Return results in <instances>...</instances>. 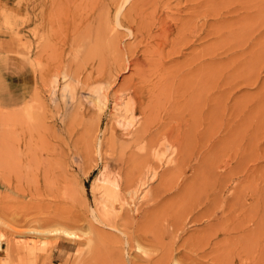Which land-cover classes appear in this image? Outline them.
<instances>
[{
  "label": "rangeland",
  "instance_id": "374dc122",
  "mask_svg": "<svg viewBox=\"0 0 264 264\" xmlns=\"http://www.w3.org/2000/svg\"><path fill=\"white\" fill-rule=\"evenodd\" d=\"M104 166L146 180L115 226ZM0 240V264H264V0H0Z\"/></svg>",
  "mask_w": 264,
  "mask_h": 264
},
{
  "label": "bare ground",
  "instance_id": "6f19581e",
  "mask_svg": "<svg viewBox=\"0 0 264 264\" xmlns=\"http://www.w3.org/2000/svg\"><path fill=\"white\" fill-rule=\"evenodd\" d=\"M154 18H156V16ZM159 19H161V18H159ZM159 19H158V21H159ZM161 22H163V21H161ZM127 124H129V122L126 121V120H124V119L120 123V125H122L124 127L127 126ZM140 135H143V131H142V134H140ZM128 167L129 166H127V168L125 169V173H126V176H125V184H124V187L121 190H118L117 189V180H116L117 177H115L111 172H109L108 170H106L105 166H104V168H102L100 170V172L95 176V178L93 179V181L90 184V191L93 194H96L98 192L99 193L101 192L103 194V197H104L103 198L104 200L103 201L101 200V204L95 205L96 207L93 209V218L96 221H98V222H100V223H102V224H104L106 226H115L113 223H114V220H115L114 217L116 215L115 212L117 211V209L119 211V208L121 209L125 204H131V203H133L134 204L133 206L135 207L136 201L139 198H141V196H140V194L142 193V190H141L142 188L141 187H143V185H144V183H145L146 180L143 179V177L140 175L141 174L140 172H139V174H137V175L134 176V174L137 171V169L136 170L134 169L135 172L133 174ZM83 173L87 174L86 171L83 172ZM134 207H133L132 211H134V209H135ZM45 219H47V218H45ZM47 221L48 222H54V221H57V220H56V218L53 217L52 219H49V220L47 219ZM66 234L67 235H64V236L63 235H59L57 238L67 239V238H72L73 236L74 237H77L76 234L73 231L71 233H66ZM11 236H13V235L10 234V237ZM74 237L72 239H74ZM91 238H88V241L89 242L91 241L90 240ZM64 239L62 241H64ZM72 239H71V241H72ZM72 242L75 243L74 240ZM15 243H16V241H15Z\"/></svg>",
  "mask_w": 264,
  "mask_h": 264
},
{
  "label": "crops",
  "instance_id": "0c3cea01",
  "mask_svg": "<svg viewBox=\"0 0 264 264\" xmlns=\"http://www.w3.org/2000/svg\"><path fill=\"white\" fill-rule=\"evenodd\" d=\"M59 252H64L65 251V246L61 245L60 242L57 243V248H56Z\"/></svg>",
  "mask_w": 264,
  "mask_h": 264
}]
</instances>
